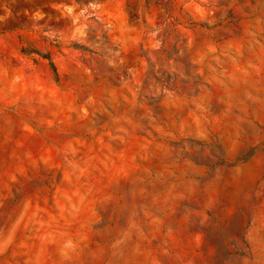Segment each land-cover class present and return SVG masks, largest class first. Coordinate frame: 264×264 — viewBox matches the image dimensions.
<instances>
[{
	"label": "rangeland",
	"instance_id": "obj_1",
	"mask_svg": "<svg viewBox=\"0 0 264 264\" xmlns=\"http://www.w3.org/2000/svg\"><path fill=\"white\" fill-rule=\"evenodd\" d=\"M0 264H264V0H0Z\"/></svg>",
	"mask_w": 264,
	"mask_h": 264
}]
</instances>
